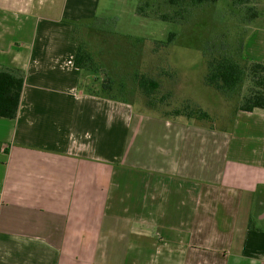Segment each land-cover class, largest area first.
Returning a JSON list of instances; mask_svg holds the SVG:
<instances>
[{
    "label": "crops",
    "instance_id": "crops-1",
    "mask_svg": "<svg viewBox=\"0 0 264 264\" xmlns=\"http://www.w3.org/2000/svg\"><path fill=\"white\" fill-rule=\"evenodd\" d=\"M115 1L0 0V68L25 78L0 117V264H264V109L216 124L86 91L76 23L146 36ZM262 4L243 56L264 63Z\"/></svg>",
    "mask_w": 264,
    "mask_h": 264
},
{
    "label": "rangeland",
    "instance_id": "rangeland-1",
    "mask_svg": "<svg viewBox=\"0 0 264 264\" xmlns=\"http://www.w3.org/2000/svg\"><path fill=\"white\" fill-rule=\"evenodd\" d=\"M133 1L138 3L139 0ZM262 1L218 0L196 6L183 4L176 14L177 22L149 17V24L145 25L146 36L118 32L116 19L101 15L96 25L85 24L75 32L93 58L91 67L84 73L86 91L103 93L102 85L111 84L113 90L110 94L133 102L138 111L170 116H175V109L187 113L195 111L188 117L208 123L225 122L239 107L240 97L236 94L225 96L206 83L208 60L228 50L226 43L233 45L241 41V29L254 20L263 7ZM152 4L150 12L170 10L166 0H154ZM101 7V11L104 7L120 10L121 5L115 0H102ZM171 10L169 14H175ZM105 17H108L106 22ZM257 21L264 23V14ZM171 32L178 33L175 40L168 45L161 43L168 40ZM253 42L254 37L249 45L252 46ZM260 50L263 55L264 49ZM249 51L246 46V52L250 54ZM140 75L159 85L151 100L142 92ZM246 91L247 84L241 95ZM151 102L154 105H150ZM199 109L206 111L209 117L196 114Z\"/></svg>",
    "mask_w": 264,
    "mask_h": 264
},
{
    "label": "trees",
    "instance_id": "trees-1",
    "mask_svg": "<svg viewBox=\"0 0 264 264\" xmlns=\"http://www.w3.org/2000/svg\"><path fill=\"white\" fill-rule=\"evenodd\" d=\"M152 1L154 0H140L137 7V14L145 16L146 18L150 17L177 22L176 14L179 13V9L183 4L188 3L196 6L204 3H215L218 0H166L168 9L170 8L169 11L165 10L167 13L150 12L151 7H153ZM171 9L175 11V14H169L172 11ZM80 25L81 23L75 24V31L79 29ZM177 34L176 32H171L166 42H160L165 43V45L171 44ZM241 34H243L242 29ZM243 35L242 38L240 37L241 41L237 42V44L231 45L230 43H226L228 50L224 53L222 52L209 58L208 73H206L205 80L208 85L222 91V94L225 96L238 95L240 97V105L237 109L241 108V110L246 111H252L258 107L264 109V63L243 56ZM77 40L78 50L75 54L74 63L75 66L87 70L91 67L93 58L84 43L79 39ZM235 47L236 49H232ZM24 84L25 78L23 73L0 68V117H7L8 119L16 118ZM246 84L247 91L241 95ZM139 85L144 95L149 97V99L159 87L155 80L149 79L145 75L139 76ZM102 88L105 95L114 97L110 94L113 90V85L103 84ZM88 92L100 93L94 90H89ZM150 105H154V102H151ZM193 112L195 111L187 113L179 109L173 111L175 115H183L185 117L193 116ZM196 114L202 118L209 117L208 113L202 111V109H199ZM250 227H253L252 223H250Z\"/></svg>",
    "mask_w": 264,
    "mask_h": 264
}]
</instances>
